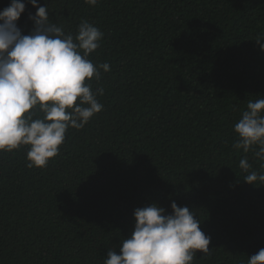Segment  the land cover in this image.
<instances>
[{"label": "trees", "instance_id": "1", "mask_svg": "<svg viewBox=\"0 0 264 264\" xmlns=\"http://www.w3.org/2000/svg\"><path fill=\"white\" fill-rule=\"evenodd\" d=\"M11 0H0V10ZM17 22L30 34L36 9ZM66 34L104 33V105L59 155L29 169L26 148L0 153V264H103L134 230V210L187 206L211 237L193 264H247L264 248V160L234 149L233 126L264 97V0H38ZM262 41L259 44L256 38Z\"/></svg>", "mask_w": 264, "mask_h": 264}, {"label": "clouds", "instance_id": "2", "mask_svg": "<svg viewBox=\"0 0 264 264\" xmlns=\"http://www.w3.org/2000/svg\"><path fill=\"white\" fill-rule=\"evenodd\" d=\"M84 2L95 6L99 0ZM27 4L36 9L28 17L33 28L27 35L17 24L26 10L24 0H11L0 10V153L26 148V166L44 169L59 155L69 128L81 130L103 111L97 97L104 88L93 91V78L99 82L101 70L111 69L89 59L104 37L95 25L83 20L75 35L66 34L49 19L47 5L38 0ZM260 47L264 51V44ZM233 131L234 149L264 160V97L248 101ZM239 167L247 173L245 183H264V172L249 171L247 157ZM170 207L171 214L156 203L135 209L134 230L121 240L119 254L108 250L103 264H193L198 252L210 254L211 237L194 212L174 201ZM247 264H264V248L248 257Z\"/></svg>", "mask_w": 264, "mask_h": 264}]
</instances>
